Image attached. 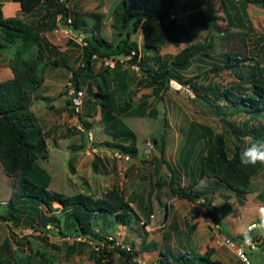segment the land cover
<instances>
[{
    "label": "rangeland",
    "instance_id": "obj_1",
    "mask_svg": "<svg viewBox=\"0 0 264 264\" xmlns=\"http://www.w3.org/2000/svg\"><path fill=\"white\" fill-rule=\"evenodd\" d=\"M3 1L7 0H0L2 6ZM120 1L76 0L69 6L79 13L84 23L82 29L88 34L93 32L107 42L116 44L122 38L118 36L121 22L116 15ZM220 1L175 0L172 18L185 27L177 45L167 43L160 46L157 51L147 50L142 45V32L138 30L136 33H131L129 39L137 43L139 50L136 60L133 61L134 54L117 55L113 58L97 57L94 61L92 77L81 85L79 92L75 90L71 81V71L82 63L84 50L79 39L85 37L87 33L72 30L61 23L53 31L42 33L44 41L53 50V53L45 54L46 59L66 65L46 67L43 84L29 95L30 109L38 116L43 129L50 132L46 138V155L39 157V163L51 177L49 186L51 190L60 193H85L93 196H104L106 192L119 186L125 197L132 201L133 209L142 220L146 222L148 220L149 224L154 225L163 221L166 204L171 213L179 218L176 233L173 229L160 230L157 227L150 228V225L135 231L134 228L102 221V219L94 223V228L102 237L114 240L116 245L128 244L131 251L149 264L156 261L154 257L156 253H152L153 257H149L148 252L152 249L157 250L159 246H163L164 242L170 246L173 254L168 249H164L163 252H169L171 260L183 264L175 249L178 247V238L187 245V247H179L178 250L184 249L185 253L188 251L193 262H197L195 256L199 254L200 249L205 250L206 247L211 246L215 247L212 257L217 264H244L235 252L223 243L224 234L221 228L216 227L215 223L218 221H213L214 217L211 214L203 211L202 215L193 216L190 213L193 202L190 203L183 197L171 194L170 170L161 157L159 142L156 143L153 139L156 136L161 137L162 118L165 115L168 135L165 137L164 158L169 162L170 167L175 169L180 185L186 187L193 179L197 181L199 177L187 175L183 165L189 160L188 166L198 172L195 169H199L200 156L205 148L203 139H195L192 142L187 140L191 127L197 123H204L214 132L224 133L229 154L234 149L235 136L227 129L228 123L225 124L213 113L210 103L212 97L208 95L207 98L203 97V91H199L198 96L187 85L179 84L176 80L170 82L167 90L154 96L152 87L147 84L145 74L139 69V62L154 65L156 59H160V62L170 63L173 55L179 53L181 49L201 42L206 45L208 51L192 59L189 69L181 72L182 77L187 79L198 77L200 79H197V83L203 87L210 84L222 90L228 86H237L242 88L244 93L250 94L251 86L247 80L242 79L239 74L223 69L224 56L227 51L242 54L246 60L243 62L245 67H249L254 59L257 60L256 49L264 42V8L259 4H248L247 14L250 23L245 26L231 25L223 13ZM1 10L3 18H7L3 9ZM43 15V7L37 6L30 14H25L18 9L13 16L23 19L28 24H35L36 20ZM0 42L6 44L1 33ZM17 50L16 44L8 43L5 49L0 51V82L12 77L10 65ZM27 50L26 58H34L38 51L36 46H31ZM213 65L219 70L211 71ZM242 70L246 72L245 69ZM103 79L107 81L109 89L115 91L121 102L128 100L133 105L131 111L123 112L119 117L136 133L135 153L121 151L119 146L118 148L112 146L114 139L105 127L100 105L86 106L85 104L87 99L94 97V92L97 91L96 85ZM42 95L45 98H41ZM73 98L80 101L78 108ZM68 99L70 103L67 102ZM145 106L147 109L156 107L157 114L138 115L136 111ZM228 118L229 122L240 127L264 123V118L261 116L251 118L247 114L235 113ZM149 142L153 146L147 150ZM257 142L264 143V140L257 141L251 135L239 140L243 148ZM123 143L131 144L130 141ZM189 145H193L192 148ZM72 155L75 160L70 163ZM258 174L259 172L253 177L251 189L254 193L260 189L257 186ZM15 184L16 177L7 176L0 162V214L5 215L0 216V245L6 246L4 248L6 254L9 253L22 264L43 262L95 264L92 254L97 252L98 246L104 245L105 241L79 239L71 233L61 234L59 230H65L66 224L64 214L58 209L60 206L58 203L52 204L54 209H58L55 211L42 206L41 213L36 216L33 226L24 219L15 220L11 217L12 215L7 214L5 211L8 203L17 188ZM196 187L195 189L199 188L198 185ZM218 191L220 192L217 194L218 197L223 200L225 197L222 194L233 192L231 188ZM205 202L207 203V199ZM211 209L218 216L214 206ZM150 212L155 216H152ZM45 215L48 217L58 215L59 226L46 223ZM220 218L222 219L221 215ZM259 219L261 217H257L253 222L258 223ZM200 220L204 222H201L198 227ZM228 225L227 222L223 223L225 232L229 229ZM166 233L170 234L168 238ZM193 233L196 234L195 241L198 243L196 249H192ZM200 234H203V238H200ZM235 234V238L247 235L248 225L242 234ZM251 238L257 244L252 249L247 248L251 263L264 264V234L252 233ZM120 260L118 253H114L111 264H119Z\"/></svg>",
    "mask_w": 264,
    "mask_h": 264
},
{
    "label": "trees",
    "instance_id": "obj_2",
    "mask_svg": "<svg viewBox=\"0 0 264 264\" xmlns=\"http://www.w3.org/2000/svg\"><path fill=\"white\" fill-rule=\"evenodd\" d=\"M8 1V0H7ZM19 2L20 11L25 14L32 13L37 6H42L44 15L36 20L35 24H28L17 16L3 18L2 5L0 4V33L5 43L0 42V51L4 50L7 44H16L17 52L11 61L10 69L12 77L0 82V162L7 176H15L17 188L14 190L13 198L8 203L5 212L12 215L15 220L24 219L33 226L36 216L45 207L48 210H60L64 214L65 230H59L62 234L71 233L75 237L87 240L96 239L105 241L99 245V250L92 254L95 264H111L112 256L118 253L121 260L119 264H136L132 259L136 255L133 251L116 245L114 240H108L94 228L97 220L119 223L125 227L136 230L144 229L146 220L142 221L138 213L133 209L130 199L126 198L123 190L115 186L103 196H93L85 193L66 194L51 190L49 184L51 177L46 169L39 163V157L45 156L47 152L46 138L50 135L49 130L43 129L38 116L30 109L29 95L36 91L43 84L46 67H59L65 65L57 61L46 59L45 54L53 53L51 46L44 41L42 33L53 31L58 24L70 27L72 30H79L87 33L79 13L72 9L69 4L76 0H11ZM223 13L231 25L249 24L247 14L248 4H259L264 8V0H221ZM175 0H121L117 7V19L121 22L118 36H121L116 44L107 42L106 39L98 37L93 32L87 33L84 40V53L82 63L71 71L72 82L75 90L80 91L81 85L85 84L93 75V65L97 57L113 58L117 55H131L134 53V60L139 54L138 45L130 40L131 33L138 30L142 32L143 48L147 50H159L160 46L167 43L178 44L182 35L184 25L177 23L172 18ZM124 30V32H122ZM31 46H36L38 51L34 58H26V52ZM257 60L254 59L249 67H245L243 55L227 51L223 69L239 74L242 79L247 80L251 86V93H244L239 87L228 86L218 90L215 86L208 84L206 87L198 85L197 79L182 77V71L189 69L192 59L200 54L206 53L207 47L204 43H197L186 46L179 53L173 55L170 63L160 62L156 59L154 65L142 64L139 62V69L145 74L147 84L152 87L154 96L160 95L169 88L170 82L176 80L179 84L187 85L199 96L203 91V97L210 98L213 113L220 117L227 124V129L235 136L234 149L231 154L227 152L226 136L224 133H216L207 124L197 123L189 130L188 141L203 139L204 150L200 156L198 176L212 177L220 181L226 187L234 189L238 196H245L250 191V183L254 174L263 164L255 166H242L240 163L243 148L239 143L244 137L250 135L257 141L264 140V123L257 125L236 126L229 122L228 116L239 113L247 114L248 117L264 118V42L256 49ZM160 58V57H159ZM66 66V65H65ZM245 69L246 72H243ZM219 68L212 66L211 71H218ZM210 72V71H209ZM207 73V72H206ZM205 74V73H204ZM97 91L94 97L87 99L86 106L100 105L101 117L105 127L111 132L112 143L115 148L121 151L136 152V133L124 123L119 117L126 111H131L133 105L126 100L121 102L113 89H109L107 81L103 79L97 83ZM45 98V96H41ZM70 103V100H67ZM136 113L140 116L156 115L154 106L151 109H138ZM163 132L160 138L153 137L159 142V150L162 159L170 170L169 186L172 195L183 197L191 202L197 201L206 193L204 189H195L193 186H183L178 182V175L175 169L164 158L167 132V117L162 118ZM130 141L131 144H124ZM192 146L193 145H189ZM193 151V149H191ZM75 160L71 156V162ZM186 168L190 175L194 176L195 171L189 167V160ZM205 200L207 197H205ZM56 202L60 206L54 209L52 204ZM210 200L207 199L206 212L211 214L215 220H219L211 209ZM168 211V210H167ZM166 211V212H167ZM4 217L5 215L0 214ZM46 223L59 226L58 215L46 216ZM191 229L193 226H188ZM242 236V235H240ZM108 244V245H107ZM110 246H112L110 248ZM6 246L0 245V264H22L15 257L6 254ZM213 247L209 246L203 252L195 256L197 262L185 251L178 252V257L183 264H217L212 258ZM157 264H180L170 259V253L161 251ZM41 264H47L45 262ZM182 264V263H181Z\"/></svg>",
    "mask_w": 264,
    "mask_h": 264
},
{
    "label": "crops",
    "instance_id": "obj_3",
    "mask_svg": "<svg viewBox=\"0 0 264 264\" xmlns=\"http://www.w3.org/2000/svg\"><path fill=\"white\" fill-rule=\"evenodd\" d=\"M2 2H0L1 4ZM2 5V4H1ZM3 13L5 14V17H9V16H13L15 14V12L20 9V4L19 2H15V1H3ZM5 9H7V13H5ZM184 169L186 168V162L183 165ZM262 167H264V164L262 166H260V168L258 169V171L254 174V176L259 172L258 174V188H260L256 193H254L252 191V185H253V177L251 179V183H250V191L249 193H247L245 196H238L237 192L233 190L232 193H226V194H222L223 197H225V199L223 200L221 197H218L217 194H220V192L218 190H227L229 187H226L223 183H221L218 180L213 179L212 177H207V176H198L197 172L195 171V175H197L199 178L197 179H193L190 183L187 184V186H193L194 188L198 185V190L200 189H204L206 190V193L204 194L205 197H207L208 200H210V204L212 205V208L214 206L215 210L217 211V217H218V223L220 224L221 227V231L223 232L224 235H234L235 233H239L242 234V232L245 231L246 226L249 225L250 223H252L257 217H261V210L264 209V168L262 170ZM186 174L190 176L189 173V169L186 168ZM195 170H198L195 169ZM194 175V176H195ZM186 186V187H187ZM197 188V187H196ZM203 196V195H202ZM203 196V197H204ZM187 200V199H186ZM189 201V200H188ZM191 203V201H189ZM164 213H165V217L163 219V221H166V230L169 228V230L175 231V233L178 231L177 229V219H179L177 217L176 214L171 213V210L169 207H167V205H164ZM219 209H221L222 211H220ZM168 210V211H167ZM167 211V212H166ZM150 214H154L152 212H150ZM215 214V213H214ZM155 215V214H154ZM220 215L222 216V219L220 218ZM148 217H150V215H148ZM142 220V218H141ZM144 221V220H142ZM215 222H217V220H213ZM161 222V221H160ZM201 222H204L203 220L199 221V225L200 226ZM229 224L228 228L226 230V232L223 229V223ZM148 223V220H147ZM186 225L188 224L187 222L185 223ZM149 227V224H147ZM201 229V228H199ZM148 231V230H147ZM204 232V231H203ZM236 235V234H235ZM170 236V234L166 233V238H168ZM192 241H193V247L192 249H196V246H198V243L196 240V234L193 233L192 235ZM203 238V234H200V238ZM178 238V247H176V252H181L178 250V248H183V247H187L186 244H184V242H181V239ZM190 242V241H189ZM194 242H196V244H194ZM195 245V246H194ZM166 247V248H165ZM164 249H168V251H170V246L167 245L165 242L163 243V246H159L158 249H152L151 251H149L147 254L149 255V257H153L152 253H156V255L154 257H156L155 260H157L160 256H161V251H163ZM213 249L215 250V247H213ZM185 251V250H184ZM204 250H199L198 253L203 252ZM188 252V251H187ZM215 252V251H214ZM169 253V252H167ZM170 253L173 254V251L171 250ZM189 253V252H188ZM171 255V254H170ZM214 255V254H213ZM213 258V257H212ZM214 259V258H213Z\"/></svg>",
    "mask_w": 264,
    "mask_h": 264
},
{
    "label": "built area",
    "instance_id": "obj_4",
    "mask_svg": "<svg viewBox=\"0 0 264 264\" xmlns=\"http://www.w3.org/2000/svg\"><path fill=\"white\" fill-rule=\"evenodd\" d=\"M85 37H82V39H79L80 44L84 47L86 45V42L84 40ZM134 54V53H133ZM74 103H76L77 108L80 105V101H78L76 98H73ZM153 144L152 143H148L147 144V150H150V147H152ZM205 198L204 197H200L197 201L193 202L192 204V208L190 213H192L193 216H199L202 215V212L206 210L205 207ZM152 216H155L154 214H152ZM256 222H253L251 224H255ZM217 228H221L220 225L218 223H215ZM150 228H155L157 227L160 230H164L166 228V221H162L161 223H158L156 225L154 224H149ZM237 237V236H236ZM244 237H237L235 238V236L233 235H224L223 237V243L228 246L230 249H232L235 254L237 255L238 259L244 263V264H253L251 263V260L248 256L247 253V248H254L257 244L255 241H252L251 238V243L249 245H245L244 244ZM79 239H81V237H78ZM122 247L128 249L131 252V249L129 247L128 244H124V243H120ZM98 246V245H97ZM136 264H149L148 262H146L145 260H141V258L137 255H135L132 259ZM153 264H157L156 261L153 262Z\"/></svg>",
    "mask_w": 264,
    "mask_h": 264
},
{
    "label": "clouds",
    "instance_id": "obj_5",
    "mask_svg": "<svg viewBox=\"0 0 264 264\" xmlns=\"http://www.w3.org/2000/svg\"><path fill=\"white\" fill-rule=\"evenodd\" d=\"M264 143H253L244 149L240 154V163L242 166H255L257 163L264 164ZM203 197V196H201ZM149 224V223H148ZM252 233L264 234V209L261 210V219L258 223L248 225V234L244 237V244L251 243ZM227 235V234H226ZM234 236V235H233ZM244 235L240 236L243 237ZM239 237V236H237ZM248 253V252H247ZM249 256V254H248ZM251 260V259H250ZM157 261V260H156Z\"/></svg>",
    "mask_w": 264,
    "mask_h": 264
}]
</instances>
